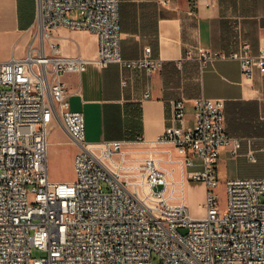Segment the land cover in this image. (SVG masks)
Segmentation results:
<instances>
[{
    "label": "built area",
    "instance_id": "1",
    "mask_svg": "<svg viewBox=\"0 0 264 264\" xmlns=\"http://www.w3.org/2000/svg\"><path fill=\"white\" fill-rule=\"evenodd\" d=\"M60 28L96 35V60L64 58L52 45L50 56L32 50L0 64V264H264V178L227 180L221 205L220 151L241 147L226 134L225 102L199 98L189 126L184 101H172L164 132L142 147L89 143L84 114L66 109L62 76L90 64L151 76L161 62L149 48L123 57L120 0H38L37 35ZM198 60L202 71L236 61L244 78L264 75V48L254 55L248 42L230 54L199 49ZM58 122L78 146L72 183L49 178ZM188 184L205 187L200 218L187 207ZM33 248L45 257L32 258Z\"/></svg>",
    "mask_w": 264,
    "mask_h": 264
},
{
    "label": "crops",
    "instance_id": "2",
    "mask_svg": "<svg viewBox=\"0 0 264 264\" xmlns=\"http://www.w3.org/2000/svg\"><path fill=\"white\" fill-rule=\"evenodd\" d=\"M120 18L123 57L139 59L149 48L161 67L151 76L116 64L64 74L66 109L84 114L86 141L142 147L135 143L153 142L164 132L172 101H184L190 126L199 98L223 100L226 134L241 147L236 155L231 146L221 149L217 179L264 178V75L257 71L246 79L236 61H218L202 71L198 60L199 49L230 54L242 42L258 54L264 48V0H120ZM37 26L38 0H0V64L23 60L32 50L50 56L52 45L64 58L96 60V35L65 28L37 35ZM53 136L78 152L60 122ZM200 191L203 199V185H186V200L193 202Z\"/></svg>",
    "mask_w": 264,
    "mask_h": 264
},
{
    "label": "rangeland",
    "instance_id": "3",
    "mask_svg": "<svg viewBox=\"0 0 264 264\" xmlns=\"http://www.w3.org/2000/svg\"><path fill=\"white\" fill-rule=\"evenodd\" d=\"M76 146L67 143L64 138H58L53 136L49 139L48 148V173L52 182L59 183H72L76 180V171L74 166V158L76 155ZM202 185V184H194ZM221 196V205H225V186L224 182H221L218 189ZM205 198V194H204ZM202 192L197 194V197L193 202L189 203L188 198L186 204L191 213L195 217H202L204 215ZM264 202V198L261 199ZM45 257V253L32 249V258ZM153 264H162L159 258L154 256Z\"/></svg>",
    "mask_w": 264,
    "mask_h": 264
}]
</instances>
